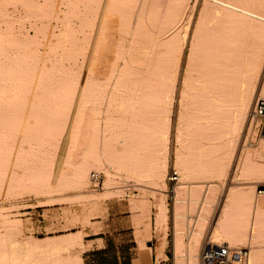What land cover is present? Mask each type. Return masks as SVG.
Masks as SVG:
<instances>
[{"label":"bare ground","instance_id":"1","mask_svg":"<svg viewBox=\"0 0 264 264\" xmlns=\"http://www.w3.org/2000/svg\"><path fill=\"white\" fill-rule=\"evenodd\" d=\"M61 2L66 10L80 11L79 0ZM92 2L93 38L98 20L105 36L101 43L94 39L82 47V55L76 53L82 39L72 31L71 15L61 7L52 8L54 19L64 24L58 32L50 24L52 14L40 13L31 22L34 35L28 30L17 35L0 32V92L13 93L0 94V191L50 193L90 184L95 169L137 172L160 188L144 192L160 194L154 203L155 230L157 255L163 257L168 228L166 177L174 142L176 166L184 171L173 194L174 264H200L201 248L214 234L227 236L231 245H248L250 264H264V189L256 194L253 190L258 178L253 188L241 186L243 181L233 188L232 180L233 189L225 193L222 208L220 195L229 180L208 182L204 207L192 221L184 204L189 188L185 181L197 176L226 178L231 166L226 158L240 155L235 145L246 142L248 119L247 133H254L255 98L257 94L264 98V0H204L197 18L199 0ZM44 5L33 9L46 11ZM3 9L7 8L0 6ZM3 19L9 29L14 17L5 13ZM41 44L46 46L43 52ZM248 45L254 48L251 53L245 50ZM4 67L13 68L3 71ZM71 86L73 94L57 93ZM25 90L37 93L34 102L23 100ZM89 97L95 99L88 102ZM88 108L100 115L112 114L101 124L88 117ZM223 142L235 145L222 151ZM250 152L264 157V142ZM246 166L249 175L264 177V163L248 160ZM198 189L190 190L193 204L200 200ZM9 213L7 207H0V264H85L83 254H64L82 244L83 230L29 236L27 246L21 245L15 237L25 224ZM151 214L148 208L144 218ZM145 228L151 232L150 223ZM184 237L190 241L187 254ZM24 246L30 254L26 249L28 255L24 251L22 258L16 251Z\"/></svg>","mask_w":264,"mask_h":264},{"label":"rangeland","instance_id":"2","mask_svg":"<svg viewBox=\"0 0 264 264\" xmlns=\"http://www.w3.org/2000/svg\"><path fill=\"white\" fill-rule=\"evenodd\" d=\"M203 2L204 0H199L198 2V10L196 11V18L198 17L199 10L202 7ZM92 3H93L92 0H79L80 11L74 13V10H66L65 7L67 5L66 3H62L61 0H5L0 3V6L7 8L6 10L3 9L0 11V32H2L1 31L2 29H5L6 33L10 32L11 34L17 35L21 33V31L23 32L25 30H28L31 35H34L35 31L31 25L33 22H35L34 21L35 17L37 18V16L35 15H39V13L42 15H50L53 13L52 10L53 6L61 7L62 9L65 10L64 12H67L71 15L70 24L74 28L72 31L74 32L76 31V33H78L79 37H81L82 39L76 51V53L82 55L81 54L82 47L88 46V44L92 43L94 39H96L97 42L100 41L101 43L103 42V38L105 36L103 27L99 26V20H98L95 28L96 30L95 33L97 32V36L93 38L94 35L93 18L95 14L91 9ZM36 5L39 6L44 5L45 7H47V10L38 11L33 9L35 8ZM75 5L76 2L70 4V6H75ZM5 13L14 17V20L11 22V25H9L10 26L9 29H8V24L3 19ZM97 13L98 14L96 17L100 18V14H102V11H99ZM76 14L81 15L83 18L77 19V17H75ZM61 15L63 16L62 13ZM52 16L53 17H51L50 19L51 22L50 24L58 32L59 27L61 28V25L62 27L64 25L63 21L62 19L59 20H57V18L54 19L55 16L54 14H52ZM44 20L47 21L46 18H44ZM39 28L41 29V26ZM88 35H91L92 37L90 38ZM41 36L43 38V34H40V38ZM41 45H40V50L41 52H43L46 49V46L43 44ZM245 50L248 53H251L254 50V48L251 45H248ZM79 60L80 63L83 62L82 58H79ZM186 61H187V56H185L184 58L183 67L186 66ZM8 68H13V67H4L3 71L8 70ZM31 80H37V78H32ZM72 88H73L72 86L69 87V89H67L66 87L67 90H62V91L57 90V93H66L71 95L75 91L72 90ZM21 92H23V94L26 95V97L23 98V100H29L32 102L35 101L34 96L37 93L28 90ZM0 94H7V96H11L13 93L0 92ZM75 94H77V96L78 95L83 96L84 94H87L89 96L91 95L95 96V94L91 92H85V93L76 92ZM257 95L259 96V94ZM80 96L79 98L81 100L82 97ZM258 96H256L255 98L253 113ZM9 99L10 98H6V100ZM94 99L95 98L89 97L86 99V101L90 102ZM104 107L108 108V105L106 104ZM87 110L91 111V114H89L88 117H90L91 119L100 120L101 124L104 123V122L102 123V121H105L107 117L110 114H112V112H108L100 115L96 112V109L94 108H88ZM248 126H249V119L247 122V127L243 133V138H246L248 136L246 142L238 143L236 145L234 143L232 144L229 143V145L231 144L237 147V154L240 152L241 153L239 156L238 155L234 156V159L232 160L230 159L232 157L226 158L231 161L230 164L231 166L229 167L230 172L228 173V176L226 178L224 176H222V178L210 177L211 178L210 181L209 177H208L209 179L206 180L207 178L203 179L204 177L197 176V179L196 178L195 179L199 184H201V186H199L197 182H194L195 179L193 178H191L193 180L190 179L191 182H187L189 181L188 179L186 181L184 180L188 184V186L186 187H189L188 188L189 190L186 189L185 192L186 201L184 204L185 207L187 208V209L185 208V210L188 211V213L187 211L186 213L187 215H189L191 221L194 218V215H197L198 212L201 211L204 207L203 200L206 198L205 197L206 194L208 195L210 191V189H207L209 188L208 182H210L211 185L214 182H220L223 184L224 180L226 183L227 181L226 179L230 178L231 176L233 177L234 175L235 178L233 177V181L231 183L232 186L238 184L240 186L241 185L240 182L243 181L245 183L247 182V184L242 183V186L245 187L247 185L246 186L247 188L250 187L253 188V185L256 184L255 188H253V190H255L254 194H256L257 189H264V187H260V188L258 187L264 185L263 184L264 177L261 175L262 177L259 178L256 176L257 174L254 175V177L252 175H249V171L246 166L248 160L264 163L263 156L261 155L259 156L258 154H254L250 152L251 149L252 152L258 149V146H260V144L264 142V136L261 128L262 126L261 118L254 119L253 128H252L254 133H252L251 135L247 133ZM116 135L117 134H115L114 139ZM116 141L117 140H114L113 144H115ZM221 144L225 145V146L221 145L222 146L221 149L229 147L228 143L224 144L223 142ZM173 150H174V142L171 145L170 166L168 168V173L166 177L167 187L165 188V190L167 191L166 193L168 195L166 197L167 205H168V228L166 233L167 246L165 249L168 251V254H165V256L163 257L154 254V257L152 259V254H148L147 257H145L142 254L144 250H148V246H153L155 249H157V244L159 243V236L157 235V232L155 230L157 215H156V207L154 203L156 197H158L160 194L155 193L154 196H152V193L145 194L144 192L145 189L156 192L158 191L157 188L159 187L150 183L149 178L138 175L137 172L133 173L130 171H126L122 169L119 170L118 168H114L109 173H107L104 169H95L92 173L97 172L102 174L101 184L99 188H97L96 190L92 188L90 183L82 187H72V188L65 187V189H61L59 191H53L50 193H39V192L37 193V191L36 192L30 190L26 191L24 189L22 191V189L20 188L19 189L22 192L21 194H20V190L19 189L17 190V188L14 189L17 192L13 191L12 194L3 193L2 191H0V207L3 206L7 207L8 212H10L9 213L10 216L12 214L11 218H13V220L19 219L24 222L25 225H23L21 231L19 229L21 233H16L17 237L14 236L15 239L18 240L19 244L21 245H24V243L27 242L26 239H28L27 237L29 236L36 238H45L48 236H58L60 234L69 233L72 231L76 232L77 230L81 229L84 231V235H85L82 244L78 245V247L76 248H70L66 250L64 254H83L85 259V264H163V263L174 264L175 263L174 262L175 200L173 194H175L174 192L175 189L181 186L183 182V180H181L182 179L181 177L184 176V171L178 170L175 163V155ZM223 150L224 149H222V151ZM218 158L220 159V157ZM217 161L219 163L221 159ZM101 163L103 164V166L105 165L109 166L107 162H101ZM174 175L177 176L176 179L171 180L170 177ZM250 176L253 179H251ZM235 181L236 182L238 181L239 183L238 182L236 183ZM255 181L257 182L255 183ZM195 183L196 185H194ZM228 183L229 181H227V184H224L226 185L224 186V190H227L228 187H230L229 188L230 190L235 188L228 186L229 185ZM257 183H259L258 186ZM193 187H196L197 189L199 188L198 190L200 191V192L198 191L199 193H197L198 195L197 198L200 197L199 199L201 201L199 200L198 202H196L195 203L196 206L191 202L192 191L190 190H192ZM236 188H240V187H236ZM190 205L191 206L194 205L193 210L195 209L196 210L193 211ZM148 208L150 209L152 208V214L150 219L149 217L144 218L145 211ZM38 220H41L42 222L35 224V221L38 222ZM148 223L152 224V232L150 233H148V231L145 230L146 229L145 226ZM142 226H144V230ZM160 234L163 235L164 231H161ZM100 236L109 237L111 239L110 242H112V246H114V250L115 251L119 250L120 252H123L125 254H92V252L88 250L92 248V246H95L96 244L92 245L91 239ZM221 236L217 237L214 234L212 239L218 240L220 242L227 240V242H229L227 236L225 235H221ZM99 241L101 242V240ZM189 242H190L189 238L184 237L185 254L188 253L186 252L187 251L186 248L190 244ZM26 244L27 243H25V245ZM245 245L246 244H238L237 246H245ZM24 247L22 248L23 251L22 250L16 251V253L21 252L20 254L18 253L19 256L20 255L22 256L24 254L22 252H24L27 249L26 247L25 248ZM26 251L29 252L28 249ZM26 251H25V255L27 254ZM28 254H30V252ZM22 258H24V256H22ZM184 260L187 261V255H184Z\"/></svg>","mask_w":264,"mask_h":264},{"label":"built area","instance_id":"3","mask_svg":"<svg viewBox=\"0 0 264 264\" xmlns=\"http://www.w3.org/2000/svg\"><path fill=\"white\" fill-rule=\"evenodd\" d=\"M253 118H261L264 136V98L260 96L255 103ZM176 177L171 176L170 179L174 180ZM101 181V173H92L91 186L94 190L99 188ZM250 252V247L247 245L235 246L227 241H215L209 236L200 251V264H250Z\"/></svg>","mask_w":264,"mask_h":264},{"label":"crops","instance_id":"4","mask_svg":"<svg viewBox=\"0 0 264 264\" xmlns=\"http://www.w3.org/2000/svg\"><path fill=\"white\" fill-rule=\"evenodd\" d=\"M239 156V155H238ZM227 180H229V185L228 186H230V182L233 180L232 179V176L230 177V178H227ZM232 183V182H231ZM237 186H239V185H237ZM242 186V185H241ZM233 187H235V186H233ZM229 188V187H228ZM229 190L230 189H227V190H222L223 192H222V194L220 195V203H219V207H220V205H221V208L223 207V205H224V199H225V196L229 193ZM226 191V192H225ZM228 191V192H227ZM225 193H226V195H225ZM224 194V195H223ZM227 197V196H226ZM223 199V200H222ZM227 199V198H226ZM225 199V200H226ZM223 203V204H222ZM42 221L41 220H38V222L37 221H35V224H37V223H41ZM143 227V230H144V226H142ZM155 229H156V227H155ZM151 232H152V224H151ZM99 240H101V242L99 241ZM91 241H92V245H94V244H96L95 246H92V248H90L88 251H90V252H92V254H125V253H123V252H120L119 250L117 251H115L114 250V246H112V242H110L111 241V239L109 238V237H106V236H100V237H96V238H93V239H91ZM159 244V243H158ZM158 244H157V246H158ZM148 247H150V251L149 250H146V253H144V254H152V259H153V257H154V254H157V249H155L153 246H148ZM164 252H165V254H168V251L165 249L164 250ZM143 254V253H142ZM168 256V255H167ZM164 261H166V260H164ZM154 262V261H153ZM163 264H168V263H163Z\"/></svg>","mask_w":264,"mask_h":264}]
</instances>
